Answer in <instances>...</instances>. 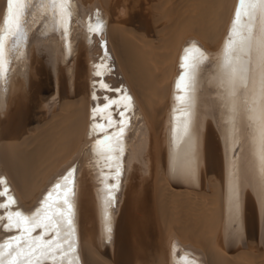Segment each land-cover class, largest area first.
Returning a JSON list of instances; mask_svg holds the SVG:
<instances>
[{"label": "bare ground", "instance_id": "obj_1", "mask_svg": "<svg viewBox=\"0 0 264 264\" xmlns=\"http://www.w3.org/2000/svg\"><path fill=\"white\" fill-rule=\"evenodd\" d=\"M240 7L23 0L0 74V192L15 201L0 197V251L21 234L6 230L7 216L33 215L73 171L75 244L64 264H264V7L250 18L245 6L233 37ZM6 16L0 0V37ZM188 49L196 63L184 92ZM129 96L123 151L110 152L99 142L117 127L96 126L118 123Z\"/></svg>", "mask_w": 264, "mask_h": 264}, {"label": "snow or ice", "instance_id": "obj_2", "mask_svg": "<svg viewBox=\"0 0 264 264\" xmlns=\"http://www.w3.org/2000/svg\"><path fill=\"white\" fill-rule=\"evenodd\" d=\"M23 0H7V16L4 21V27L7 35L0 37V74L3 73L4 50L5 41L11 36L15 37L22 28L23 21ZM240 10L237 11L235 17V23L232 28V36H241V19L242 12L245 6L249 9V17L257 7H264V0H240ZM65 33H67V25L65 23ZM99 27V26H98ZM240 43L250 45V36L247 39L242 38ZM264 49V45H262ZM192 49H188L184 56L185 75H182L177 83V89L187 92L190 85L186 82L188 80L187 70L192 68L196 60L191 57ZM198 51V50H197ZM227 51L235 52L233 48V39L229 38V44ZM262 67H264V52H262ZM99 75V73H97ZM105 87H107L105 85ZM261 92L264 94V75L261 78ZM178 100L182 103L186 100L185 96H178ZM127 103L124 105L125 111L119 113L118 123L116 120L109 117L105 126L97 125L96 127H117L115 136H109L108 140L100 141V144H107L110 152L123 151L121 146V138L123 136L125 127L127 126V110L131 107V97H126ZM115 101H110L104 107L105 109L111 108ZM184 115L190 116L187 110H184ZM188 121L185 122V131H187ZM115 139L116 145L113 146L111 141ZM261 151L262 159H264V127L261 129ZM73 171L61 178V182H57L52 189L47 193L46 198L42 201L41 207L38 208L31 216L24 215L21 212L9 214L7 216L8 231L12 229L18 230L21 234L15 235L7 240L2 245L3 249L8 251L5 253L0 251V264H45L46 261L51 260L52 264H56L59 257L60 264H64V258L73 251L75 241L72 239L74 227H73V204L70 199L73 185ZM107 179V178H106ZM117 183L108 187L109 192L108 202H111L114 197L112 193L119 186L120 170L117 168L116 177ZM107 187V186H106ZM7 197L8 205L15 203L14 199L8 195L7 189L0 192V197ZM8 205H2L0 207H7ZM65 226L67 231L65 235L61 236V226ZM41 230L42 235H33L37 230ZM107 231V229H106ZM45 237H50L46 239ZM7 257V259L5 258ZM68 264H73V261L69 260Z\"/></svg>", "mask_w": 264, "mask_h": 264}, {"label": "rangeland", "instance_id": "obj_3", "mask_svg": "<svg viewBox=\"0 0 264 264\" xmlns=\"http://www.w3.org/2000/svg\"><path fill=\"white\" fill-rule=\"evenodd\" d=\"M62 49H63V47H62ZM63 50H64V49H63ZM63 50H62V51H63ZM107 94H109V93L107 92L106 95H107Z\"/></svg>", "mask_w": 264, "mask_h": 264}]
</instances>
